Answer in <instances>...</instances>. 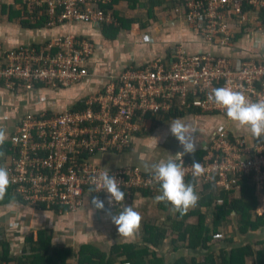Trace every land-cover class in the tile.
<instances>
[{
	"label": "built area",
	"instance_id": "1",
	"mask_svg": "<svg viewBox=\"0 0 264 264\" xmlns=\"http://www.w3.org/2000/svg\"><path fill=\"white\" fill-rule=\"evenodd\" d=\"M30 23L42 16L47 26L82 22L95 27L117 25L108 6L112 0H19ZM264 10V0H181L173 8L190 28L201 47L185 53L181 46L170 55L141 65H127L109 75L93 93L84 94L59 112L26 111L9 134L7 158L10 201L38 209L75 212L93 197L105 210L129 206L136 192L157 193L160 185L137 165L109 169L121 182L125 200L110 206L103 191L88 193L89 178L104 168L97 154L121 153L133 138L153 121L178 117H221L225 111L207 100L213 88L226 84L242 89L253 101L264 99V57L253 53L237 56L236 35L242 29L250 41V27L258 22L254 12ZM258 26L260 24L258 23ZM262 32V29L258 27ZM258 33V31H256ZM242 35V36H243ZM94 45L85 37L65 34L35 46L17 44L4 49L0 44V83L9 91L35 93L40 89L68 90L89 78ZM224 118V119H223ZM217 121L201 147L196 161L207 169L204 177L186 182L207 184L210 191L239 190L240 176L249 175L255 187L264 185V139L248 143L232 135L224 121ZM185 167L192 162L183 156ZM219 194L214 204H220ZM93 208V207H92ZM94 209V208H93ZM212 240H223L216 232Z\"/></svg>",
	"mask_w": 264,
	"mask_h": 264
},
{
	"label": "crops",
	"instance_id": "2",
	"mask_svg": "<svg viewBox=\"0 0 264 264\" xmlns=\"http://www.w3.org/2000/svg\"><path fill=\"white\" fill-rule=\"evenodd\" d=\"M180 1L119 0L112 6L113 15L132 20V24L129 29H120L115 39H107L102 35V26L95 27L82 22L28 29L22 26L17 18L11 20L6 18L9 8L20 10L19 2L16 0H0V5L6 6L5 14L0 13V44L4 49L12 48L17 44H32L37 47L65 34L83 36L96 48L90 58L89 70L91 74L89 78L84 84L71 89L63 91L49 88L40 89L31 94H24L23 92L9 91L0 83V127L5 128L9 136L18 118L26 111L48 110L59 112L73 105L79 96L93 93L103 85L109 75H116L127 65H141L156 57L170 55L174 47L181 46L185 53L197 51L201 45L192 35L188 25L173 11L176 3ZM133 3L134 7H131ZM149 9L151 11L150 15L148 13ZM260 14V12H254V16L257 15L258 19ZM258 22L260 21L258 20ZM258 22L250 27L255 31L253 32L255 41H250L243 35L245 31H248L245 28L242 29V33L236 35L238 47L235 48V51L238 53L237 56L243 53H253L264 57V24L258 26ZM258 27L262 29V32ZM145 36L150 38L148 42H145ZM95 72L97 73L96 76ZM95 78H98V80ZM178 118H182L186 123H190L198 129V132L194 134L198 138L197 149H201L205 145L216 124L215 122L221 120V117L182 116ZM169 120L155 127L148 135H136L131 146L124 152L97 154L94 158L95 162L108 169L122 165H137L145 170V163L150 165L160 159H167L170 154L175 155L182 149L168 130V123L172 119ZM224 122L232 135L243 136L248 143L257 140L246 129L238 127L232 121ZM150 137H158V144ZM4 144L8 145V141L6 140ZM3 147L0 151L3 150ZM3 152L5 155L0 158V161L7 158V151ZM208 188L210 187L207 184L196 185V190L203 191L202 196L209 191L212 200L218 194L220 196V192H225L214 193ZM225 193L230 198L239 196V190ZM158 194H160L159 190ZM256 195L258 204L254 212L262 206L264 208V203L258 196L257 189ZM14 202V204L13 201L0 204V240L7 245L8 258L10 259L8 264H27L30 253L24 237L27 236V233H35L43 229L47 234H50L51 250L71 251L73 256L67 258L65 264H77V254L81 246L85 245H92L108 256L114 245L137 244V246H141L145 226L153 227L157 231L165 230V236L160 242L161 245L155 249L157 257L162 258L164 264H174L179 258H184L187 261L193 257L198 260V258L208 253V251L201 250L188 251L185 249V241H176L177 232L172 230V223L179 220L178 214L173 213L170 207L162 206L160 203L157 206L154 197L147 193L136 192L131 198L129 206H133L142 216L141 226L131 238L119 237L117 228L111 223L106 211L95 210L88 203H85L77 211L70 212L67 210L38 209L17 201ZM210 209L211 206L209 208L200 207V210L206 212V215L209 214ZM116 212L112 213L116 214ZM262 213L259 212V214ZM206 219L208 221L209 218L206 217ZM231 219L233 221L235 219L237 223L238 216L232 212L224 222H221L217 232H220L219 228H224ZM195 223V215H188L184 220V224L193 225ZM261 229H264V227ZM256 232L241 235L237 230L233 235H229L232 239L228 242L224 239L223 241L214 240L210 244V248L215 250L213 256H217V249L224 248L229 251L232 248L244 245H250L257 251L259 247L255 244ZM118 262L119 260L115 264H118ZM247 264H252V261L247 260Z\"/></svg>",
	"mask_w": 264,
	"mask_h": 264
},
{
	"label": "trees",
	"instance_id": "3",
	"mask_svg": "<svg viewBox=\"0 0 264 264\" xmlns=\"http://www.w3.org/2000/svg\"><path fill=\"white\" fill-rule=\"evenodd\" d=\"M19 2V0H16ZM119 0H112V3L108 6L112 10L113 4H116ZM154 4V3H152ZM134 7V3L131 5ZM6 6L0 5V13L5 14ZM150 9L148 11L150 15ZM260 25L264 24V10L259 11ZM117 19V25L102 26V35L107 39H115L120 29H129L132 20L123 19L118 15H115ZM26 11L15 9H8L6 14L7 20L17 18L20 24L28 29L39 28L47 26V17H41L35 22L30 23L26 18ZM2 151H8L7 145H3ZM2 147H0V150ZM203 150L197 149L194 155H186V158L193 161L200 158ZM152 195L147 191H141ZM209 192V191H208ZM206 192L199 198L196 207L191 208L186 214L179 216V220L172 223V230L177 232L176 241H185V249L188 251L201 250L208 253L196 260L190 258L185 261L184 258H179L174 264H247V260H251L252 264H264V245L258 242L259 249L257 251L250 245L239 246L230 249L229 251L220 248L217 249V256H213L214 248H210L211 236L218 231V227L221 222L234 212L238 216L237 229L241 235L247 233L256 232L264 227V212L262 214L254 213L257 207L258 199L256 195V188L251 181L249 175H241L239 179V196L230 198L225 192H220V196L223 197V202L220 204H214L211 206L209 214L202 212L200 207H208L211 205L212 195ZM10 195L6 194L1 203L10 201ZM17 202L22 203L20 200ZM165 206L164 204H161ZM188 215L196 216V223L193 225L184 224V220ZM206 217L209 218V223L206 222ZM165 236V230L157 231L150 226L144 227L143 244L137 246V244H119L114 245L110 250L109 256L95 249L92 245L81 246L77 264H115L119 260L118 264H164L162 258L157 257L155 249L161 245V241ZM232 238L226 237L224 241H230ZM24 241L28 245V257L27 264H65L66 259L73 256L70 250H51L50 249V234L43 230H38L34 234H29L24 237ZM173 241V242H176ZM217 241V240H215ZM223 241V240H221ZM48 254H50L48 256ZM10 259L8 258L7 245L4 241L0 240V263L8 264Z\"/></svg>",
	"mask_w": 264,
	"mask_h": 264
},
{
	"label": "clouds",
	"instance_id": "4",
	"mask_svg": "<svg viewBox=\"0 0 264 264\" xmlns=\"http://www.w3.org/2000/svg\"><path fill=\"white\" fill-rule=\"evenodd\" d=\"M149 39L147 36L144 37L145 42ZM207 100L223 109L228 120L246 129L253 138L264 139V99L253 101L242 89H235L226 84L223 87L211 89ZM168 125L170 134L178 141L182 151L175 155L170 154L167 159H160L151 165L145 163L144 167L150 173L151 179L160 185V194L154 197L155 201L166 202L172 206L173 212L184 215L191 208L196 207L199 201L195 183L186 182L185 177L190 173L192 180L198 182L206 175L207 169L199 161L193 160L190 167H185L183 161L184 155H194L197 150L199 143L194 134L198 132V129L182 118H176ZM7 138V130L0 127V147L4 145ZM150 138L158 144V137ZM4 155V152L0 151V158ZM10 183L9 169L0 165V200L6 196ZM89 183L88 193L105 192L110 206H117L124 202L125 192L121 190V182L117 181L115 175L110 174L108 168H100L98 173L89 178ZM91 205L95 210L106 211L111 223L116 226L119 237L131 238L141 226L142 216L133 206L124 204L116 214H113L110 210H105L104 201L98 197L92 198ZM257 211L264 212V208Z\"/></svg>",
	"mask_w": 264,
	"mask_h": 264
},
{
	"label": "rangeland",
	"instance_id": "5",
	"mask_svg": "<svg viewBox=\"0 0 264 264\" xmlns=\"http://www.w3.org/2000/svg\"><path fill=\"white\" fill-rule=\"evenodd\" d=\"M95 50H96V48H95ZM97 75V73L95 72V76ZM96 80H98V78H95ZM102 81V80H101ZM103 82V81H102ZM98 89V88H97ZM80 97V96H79ZM168 120H164V121H153V122H151L150 123V125L148 126V129L147 130H143V131H141V132H139L137 135H140V136H145V135H148V134H150L153 130H154V128L155 127H157L158 125H161V124H163V123H165V122H167ZM152 164V163H151ZM150 164V165H151ZM256 189H257V191H258V196L260 197V199L262 200V202L264 203V185L263 186H257V187H255ZM196 191H198V195H199V198L200 197H202V194H203V191L202 190H200V189H198V190H196ZM156 195H158V192H157V194H155V195H152L153 197H155ZM212 203H211V205H209V206H213L214 205V200H212L211 201ZM157 203V202H156ZM161 204H164L165 205V207H170V209H171V205L170 204H168V203H166V202H160ZM157 206H159V203H157ZM263 208V206L260 208V209H262ZM204 209V208H203ZM172 211V210H171ZM174 213V212H173ZM254 213H256V214H259V212L258 211H255ZM169 214V213H168ZM206 221H207V219H206ZM208 221H209V219H208ZM207 221V222H208ZM209 223V222H208ZM0 229H1V227H0ZM238 229H237V223L235 222V219H234V221H233V219H231V221L229 222V223H227L226 224V226H224V228L223 227H221V228H219V231L221 232V234H223L224 235V237L226 238H228L229 237V235H233L236 231H237ZM225 231V232H224ZM1 233V232H0ZM34 233V232H33ZM32 232H31V234H33ZM257 233V236H255V244H258V242H261V243H264V229H261L260 231H258V232H256ZM30 233H27V236L29 235ZM26 235V234H25ZM169 238V237H168ZM263 239V240H262ZM169 241V240H168ZM259 249V248H258ZM257 249V250H258Z\"/></svg>",
	"mask_w": 264,
	"mask_h": 264
}]
</instances>
